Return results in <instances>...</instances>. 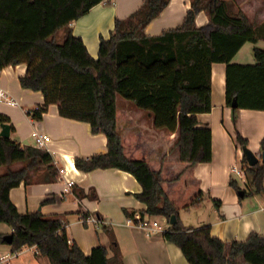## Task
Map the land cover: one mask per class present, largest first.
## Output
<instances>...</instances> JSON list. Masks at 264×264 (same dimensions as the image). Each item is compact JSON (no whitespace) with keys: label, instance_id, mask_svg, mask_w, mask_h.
<instances>
[{"label":"trees","instance_id":"obj_1","mask_svg":"<svg viewBox=\"0 0 264 264\" xmlns=\"http://www.w3.org/2000/svg\"><path fill=\"white\" fill-rule=\"evenodd\" d=\"M104 1L110 0H0V71L25 64L21 87L43 96L42 104L30 111L33 119L40 120L55 104L59 116L88 123L92 134L105 136L106 152L76 157L75 167L83 172L113 168L131 174L142 188L136 197L146 205L143 216H161L168 222L176 216L177 223L162 236L180 249L188 264H237L239 257L245 264H264V235L252 232L243 241H233L226 254V244L211 235L209 225L188 228L178 217L203 197L194 169L211 160V130L198 127L196 115L211 110L212 64L226 66L225 104L233 122L240 109L264 111V50L253 48L254 63L232 62L245 43L264 39V22L250 21L233 0H190L180 26L149 36L146 26L170 0H143L128 17L114 21L109 38H100L94 59L70 24ZM199 12L207 17L203 26L195 24ZM117 95L150 112L154 128L177 132L173 148L180 169L163 157L153 160L156 149L140 131L118 132L117 118L127 116L116 106ZM234 101L237 106L232 108ZM0 122L9 120L0 115ZM236 141L246 146L237 132ZM242 162L246 185L240 187L232 178L229 185L240 198L264 194V161L250 167L243 156ZM0 167L6 168L0 174V222L12 229L13 253L35 246L49 264H122L116 247L112 258L101 245L86 255L69 241L60 218L40 212L20 214L11 202L9 191L21 183L59 180L61 170L48 151L0 136ZM111 240L114 244L112 235ZM0 244H7L1 234Z\"/></svg>","mask_w":264,"mask_h":264},{"label":"crops","instance_id":"obj_2","mask_svg":"<svg viewBox=\"0 0 264 264\" xmlns=\"http://www.w3.org/2000/svg\"><path fill=\"white\" fill-rule=\"evenodd\" d=\"M142 1L110 0L98 3L71 22V31L82 40L88 54L96 59L100 38L108 39L114 21L128 17L141 6ZM233 1L250 21L256 25L264 22L262 2ZM189 8L190 0H170L167 7L146 26L145 34L155 36L180 26ZM206 23L205 13L199 12L195 24L203 26ZM256 44L245 43L232 62H254L253 48ZM225 67L223 63L212 64L211 110L196 115L197 126H208L211 130V160L197 164L194 169L200 179L203 197L198 206L180 211L178 217L181 224L188 228L209 225L211 235L226 244L227 254L231 242L243 241L252 232L264 235V194L240 198L229 185L231 178L240 187H244L248 180L236 132L246 140V147L259 157L260 140L264 136V111L240 109L233 122L231 108L225 104ZM25 71V64L8 66L0 71V89L17 101V105L0 102V115L9 120L6 123L10 126L8 138L20 146L48 151L61 170V177L54 183H21L12 188L9 198L17 211L20 214L40 212L45 217L60 218L65 222L69 241L75 242L86 255L90 254L92 248L101 245L106 248L108 258L114 256L116 247L118 260L122 264H188L180 249L164 240L162 232L153 231L148 235L135 224H127L128 217L124 210L132 216L148 218L142 215L146 205L136 197L142 191L141 185L131 174L113 168L83 172L75 167L76 157L87 159L106 152L103 134H92L88 123L59 116L55 104L48 107L40 120L31 117L30 111L42 104L43 96L40 92L21 87L19 79ZM116 106L127 116L118 117L116 121L121 135L140 131L156 149L151 157L153 160L163 157L173 162L175 169L182 167L178 161V151L173 148L177 132L171 134L166 129L154 128L150 112L137 108L133 102L118 95ZM235 165L242 174L232 171ZM13 167H18V164ZM5 170V167H0V174ZM69 182L72 184L69 185ZM45 200L48 201L43 203ZM90 216L103 223L98 228L85 223L84 218ZM153 217L163 222L164 217ZM11 232L7 224L0 222L1 235ZM20 251L14 256L9 244H0V257H7V264H49L46 257L38 254L35 246H26ZM237 264H245L242 257L237 259Z\"/></svg>","mask_w":264,"mask_h":264},{"label":"built area","instance_id":"obj_3","mask_svg":"<svg viewBox=\"0 0 264 264\" xmlns=\"http://www.w3.org/2000/svg\"><path fill=\"white\" fill-rule=\"evenodd\" d=\"M0 102H5L11 105H17V101L9 98L6 94V92L2 89H0ZM232 171L237 173L238 175L242 174L241 170L239 168H237V166H233L232 167ZM69 185H71L72 183L69 182ZM85 223L88 224H92L95 227H99L103 221L94 217V216H90L88 218H85L83 220ZM127 224H135V226H137L140 229H143L148 235H150V233H152L153 231H158V232H164L165 230H167L170 226L169 222L166 220V218L163 219V222H158L157 217H153L150 216L148 218H142L139 216H133L132 218H128L127 219ZM21 251L18 252H14V256L19 254ZM8 258L5 256H1L0 257V264H7L8 262Z\"/></svg>","mask_w":264,"mask_h":264},{"label":"water","instance_id":"obj_4","mask_svg":"<svg viewBox=\"0 0 264 264\" xmlns=\"http://www.w3.org/2000/svg\"><path fill=\"white\" fill-rule=\"evenodd\" d=\"M236 106H237V103L235 101L232 102L231 107L235 108ZM9 131H10V126L6 123H2L0 136L8 138L9 137ZM242 153H243V156H244L248 166H250V167L258 164L259 161H261V162L264 161V153H261V155L258 157L251 150H249L246 146L242 147ZM176 223H177V218L175 215H172L169 219V224L175 225ZM3 239L7 244H10L12 241V235L11 234L4 235Z\"/></svg>","mask_w":264,"mask_h":264},{"label":"rangeland","instance_id":"obj_5","mask_svg":"<svg viewBox=\"0 0 264 264\" xmlns=\"http://www.w3.org/2000/svg\"><path fill=\"white\" fill-rule=\"evenodd\" d=\"M259 2H262V4H263V7H264V0H258ZM252 4V3H251ZM258 6V5H257ZM255 9V8H254ZM252 12H254V10L252 11ZM254 14L252 13L251 14V16H253ZM249 46V45H248ZM254 47H259V48H261V49H263L264 50V39H260L259 41H258V43L254 46ZM249 48V47H248ZM245 51L243 52V54H245L246 53V50H247V47H246V49H244ZM252 63H254V62H252ZM46 260V259H45Z\"/></svg>","mask_w":264,"mask_h":264}]
</instances>
